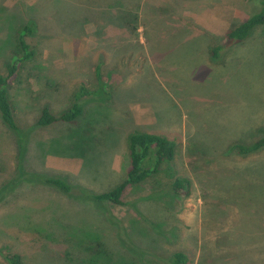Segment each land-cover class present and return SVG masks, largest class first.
<instances>
[{"label":"rangeland","instance_id":"rangeland-1","mask_svg":"<svg viewBox=\"0 0 264 264\" xmlns=\"http://www.w3.org/2000/svg\"><path fill=\"white\" fill-rule=\"evenodd\" d=\"M249 13L248 0H0V74L16 31L34 27V57L8 88L19 132L0 119V264L8 252L22 264H170L175 252L264 264V149H232L264 130V25L225 41ZM81 87L93 92L81 117L36 126ZM134 131L175 143L169 171L189 180L187 197L165 165L123 206L85 197L125 180Z\"/></svg>","mask_w":264,"mask_h":264},{"label":"trees","instance_id":"trees-1","mask_svg":"<svg viewBox=\"0 0 264 264\" xmlns=\"http://www.w3.org/2000/svg\"><path fill=\"white\" fill-rule=\"evenodd\" d=\"M250 13L243 22L232 26L225 35L227 46L244 41L249 34L257 27L264 25V0H248ZM34 31L32 25H23L15 33V48L12 58L5 64L4 72L0 74V119L3 124L12 132H19L15 121L14 108L10 101L8 88L17 78L20 67L34 57V51L26 41ZM222 47L217 46L211 49V57L217 58ZM103 89L100 90L101 93ZM99 91V90H97ZM93 92L79 88L73 95L69 107L58 115L50 112L47 106L41 108L36 126L49 127L55 124L74 123L83 114V107L80 100L83 97L91 96ZM239 156L247 157L264 149V130L261 137L249 145L236 144L232 147ZM127 151L129 157V169L123 182L101 194H85V197L95 204H110L123 206L121 200L126 189L136 187L152 179L161 172L162 166H166L169 178L172 180L170 191L175 196H188L190 194V182L186 178L178 177L171 173L170 163L175 158V143L168 138L148 132L134 131L127 137ZM43 184L58 189L66 195L73 194L72 187L60 178H44ZM170 264H186L188 257L182 252H175L171 255ZM7 264H22L19 254L8 252L4 256Z\"/></svg>","mask_w":264,"mask_h":264}]
</instances>
